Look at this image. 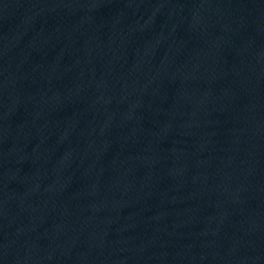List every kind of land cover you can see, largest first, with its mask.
Returning <instances> with one entry per match:
<instances>
[{"label":"water","instance_id":"water-1","mask_svg":"<svg viewBox=\"0 0 264 264\" xmlns=\"http://www.w3.org/2000/svg\"><path fill=\"white\" fill-rule=\"evenodd\" d=\"M0 264H264V0H0Z\"/></svg>","mask_w":264,"mask_h":264}]
</instances>
